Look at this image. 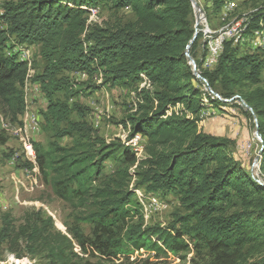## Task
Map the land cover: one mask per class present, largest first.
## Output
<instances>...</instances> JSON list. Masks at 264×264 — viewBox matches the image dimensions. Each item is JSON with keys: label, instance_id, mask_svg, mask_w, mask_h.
<instances>
[{"label": "trees", "instance_id": "1", "mask_svg": "<svg viewBox=\"0 0 264 264\" xmlns=\"http://www.w3.org/2000/svg\"><path fill=\"white\" fill-rule=\"evenodd\" d=\"M225 1L203 0L212 27ZM248 1L253 9L243 35L264 25V0ZM103 4L116 12L128 8L133 18L110 26L88 23V9ZM194 25L190 0L1 3L0 112L19 122L24 109L26 64L11 48L39 46L42 64L33 80L47 104L40 122L46 143L34 142L36 165L43 184L70 206L73 222L61 231L41 208L27 209L17 225L2 213L0 249L6 244L15 257L38 264H159L169 255L186 260L189 253L187 264H264V185L233 156L230 138L198 128L204 109H241V100L250 108L241 111L256 119L264 175V51L226 42L214 68L199 70L204 90L185 55ZM199 44L200 33L188 49L197 68ZM79 71L97 74L99 84L65 75ZM105 86L132 90L133 111L122 123L127 138L145 139L140 159L122 140L101 136L87 121V107L69 103ZM108 160L116 167L106 173ZM136 189L173 194L178 208L171 222L147 223ZM142 253L147 256L138 257Z\"/></svg>", "mask_w": 264, "mask_h": 264}, {"label": "rangeland", "instance_id": "2", "mask_svg": "<svg viewBox=\"0 0 264 264\" xmlns=\"http://www.w3.org/2000/svg\"><path fill=\"white\" fill-rule=\"evenodd\" d=\"M7 0H0L1 3ZM10 1V0H9ZM200 5H204L203 0H199ZM96 24L101 26H110L116 23L125 22L133 18L131 10L128 8L116 12L109 4L99 5ZM253 9L251 3L241 1L238 2L235 15L248 13ZM211 24L217 27L221 24V19L216 16L212 17ZM210 23V22H209ZM27 49L32 57V63L36 66V70L40 69L42 64L39 55V46L27 45ZM15 47L11 48L14 51ZM244 50V49H243ZM199 55V52H198ZM66 76L75 80L73 73H65ZM87 83L99 84L100 80L97 74L89 76L83 80ZM59 96L62 95L59 93ZM132 90L120 86H105L94 91H84L81 94L71 98L69 103L78 101L82 106L89 109L87 121L95 128L98 133L107 140L119 139L124 141L127 138L129 129L122 121L127 114L133 111V103L131 100ZM28 106L30 110L37 113L39 125L42 121L41 112L46 108L47 100L45 96L40 95L33 90L30 92ZM239 104V103H238ZM211 108V107H210ZM215 113L206 115L200 119L198 128L200 131L216 136L230 138L234 142L232 154L239 159L242 165L250 172L251 162L258 150V142L254 139L255 127L252 118L248 117L241 109L245 107L229 105L223 110L213 109ZM1 113V112H0ZM2 115V114H1ZM3 117V115H2ZM4 118V117H3ZM73 119L76 116L72 115ZM6 138L4 143L0 141V226L1 214L10 213L14 219V224L21 222L24 212L27 209L41 208L54 221L55 226L61 231L66 230V226L73 222V215L70 206L64 201L56 198L50 187L43 184L42 179L37 177L38 184L31 188L29 186L30 178L24 172L22 159V145L16 137L6 132L0 122V139ZM33 142L41 144L46 143V135L41 128L32 134ZM63 144H69L68 139L62 140ZM14 157V159H13ZM19 160H17V158ZM116 167L113 160L105 163V172L108 173ZM166 207L153 215L144 217V220L150 224L167 225L172 220V213L178 208V200L173 194L161 196ZM83 230L88 233L90 226L81 224ZM192 254L187 255V259ZM147 254L142 253L138 257H146ZM8 257V258H7ZM29 260L27 257L17 258L13 253L6 249V244L0 249V264H14L13 260L19 261ZM187 259L182 260L177 256L169 255L162 258L159 264H187ZM31 264H38L36 260H29Z\"/></svg>", "mask_w": 264, "mask_h": 264}, {"label": "built area", "instance_id": "3", "mask_svg": "<svg viewBox=\"0 0 264 264\" xmlns=\"http://www.w3.org/2000/svg\"><path fill=\"white\" fill-rule=\"evenodd\" d=\"M194 1L199 5V8H195L194 4L191 2L194 13V20H197V25H194V33H200V44L198 48L200 65L199 68H197L196 63L194 66V69L197 73H199L200 69L210 70L214 68V66L217 64L219 56L223 51L225 43L228 41H232L234 44L245 47L249 51H264V25L262 24V22H259V26L248 35H243L247 13L235 15V10L237 8L238 2L244 0H226L220 12V19L223 23H221L217 27H212L209 24V21L199 3V0ZM200 8L201 11L199 10ZM98 12V7L89 8L87 11V22L90 24L95 23L97 20ZM14 47L15 50L11 52L16 53L18 59L24 61L26 64V74L22 84L24 109L19 118V122H10L9 120L3 118L1 113L0 122L2 128L9 134L16 137L22 145V159L25 162L31 164L30 167L25 168L24 172L26 173L27 177L30 178L29 186L33 188V186L38 184L37 177H39L40 174L36 165V152L32 140V134L35 131L39 130L40 126L37 113L33 110H30L28 106V97L30 96V92L32 90L34 92H38L42 96H44V94L40 88V84L37 81L33 80L34 67L32 63V57L30 56V52L27 49V45L15 44ZM73 75L76 81L83 80L87 77V74L84 71L73 72ZM262 78L264 80V66L262 71ZM202 81L204 83V90H208L205 80ZM214 95L218 97L217 94ZM236 102L244 107V103L241 100H236ZM211 113L213 114L215 112L210 107L204 109L200 114V118L202 119V117L210 115ZM252 121L256 129V119L253 117ZM254 137L259 145L258 150L256 151L255 156L253 157L251 162L250 175L255 182L264 185V175L260 172L259 169L260 155L258 158H256L260 151L261 139L256 132L254 133ZM123 142L135 152L137 159L143 157L145 139L142 135L134 134L126 138ZM135 196L144 217L153 215L154 213L159 212L166 207L165 203L161 199V196L157 194L148 193L142 189H136ZM13 261L14 264H19V261ZM20 263L31 264V262L26 259L21 261Z\"/></svg>", "mask_w": 264, "mask_h": 264}, {"label": "water", "instance_id": "4", "mask_svg": "<svg viewBox=\"0 0 264 264\" xmlns=\"http://www.w3.org/2000/svg\"><path fill=\"white\" fill-rule=\"evenodd\" d=\"M190 1L194 4V7H195V8H199V5H198L194 0H190ZM199 10L201 11V8H200ZM196 25H197V20H195V26H196ZM196 35H197L196 33L193 34L192 39H191V41H190V44H191L192 41L195 39ZM190 44L187 46L186 51H185V55H186V57L188 58V63L192 66V71H193L194 75H195L197 78H199V79H201V80H204V79H202V77L199 75V73H197V72L195 71V69H194L195 62H194L193 58H191V57L189 56V54H188V49H189V47H190ZM244 107L250 111V108H249L248 106H246L245 104H244ZM256 127H257V126H256ZM255 132L258 134L257 129H255ZM259 155H260V151H259V154L257 155L256 158H258Z\"/></svg>", "mask_w": 264, "mask_h": 264}, {"label": "clouds", "instance_id": "5", "mask_svg": "<svg viewBox=\"0 0 264 264\" xmlns=\"http://www.w3.org/2000/svg\"><path fill=\"white\" fill-rule=\"evenodd\" d=\"M0 10H1V6H0ZM21 116V115H20ZM20 116H19V118H20ZM6 119V118H5ZM8 120V119H7ZM40 126V125H39ZM34 143V142H33Z\"/></svg>", "mask_w": 264, "mask_h": 264}, {"label": "bare ground", "instance_id": "6", "mask_svg": "<svg viewBox=\"0 0 264 264\" xmlns=\"http://www.w3.org/2000/svg\"><path fill=\"white\" fill-rule=\"evenodd\" d=\"M198 22H199V18H198ZM8 258V257H7Z\"/></svg>", "mask_w": 264, "mask_h": 264}]
</instances>
